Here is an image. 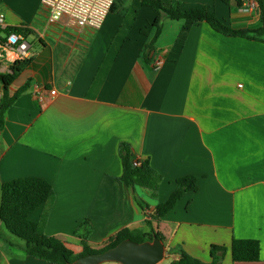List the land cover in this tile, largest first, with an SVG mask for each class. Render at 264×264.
<instances>
[{
	"label": "crops",
	"instance_id": "crops-1",
	"mask_svg": "<svg viewBox=\"0 0 264 264\" xmlns=\"http://www.w3.org/2000/svg\"><path fill=\"white\" fill-rule=\"evenodd\" d=\"M177 1L184 9L205 7L234 29L260 26L255 10L245 13L220 0ZM114 2L99 29L65 17L51 21L40 0L0 2L6 24L0 75L16 62L2 47L9 30L28 31L12 33L27 42L28 55L8 87L9 96L24 90L0 128V185L46 180L55 199L44 232L79 254V224L89 221L93 249L124 228L147 233V212L168 199L177 179L192 175L197 191L151 222L166 250L180 246L209 263V247L224 246L222 264H264V43L225 37L205 22L162 18L145 63L156 12L139 0ZM156 58L164 62L154 70ZM121 142L162 177L155 197L144 189L133 193L119 180ZM42 212L35 210L30 221ZM4 230L0 223V237ZM233 239L258 241L259 260L233 263ZM0 258L49 264L23 249Z\"/></svg>",
	"mask_w": 264,
	"mask_h": 264
},
{
	"label": "trees",
	"instance_id": "trees-1",
	"mask_svg": "<svg viewBox=\"0 0 264 264\" xmlns=\"http://www.w3.org/2000/svg\"><path fill=\"white\" fill-rule=\"evenodd\" d=\"M2 0H0L1 2ZM229 7L241 8V0H220ZM256 13L260 21L257 29H234L229 24L220 20L217 15L205 7L184 9L177 0H139L140 4L152 8L156 12V18L152 23L153 36L145 46L142 59L145 63L150 61V54L153 45L161 33L162 18L172 21H189L193 24L205 22L218 34L231 38H243L250 41L264 43V0H254ZM114 1L111 10L114 8ZM12 33H20L24 36L28 31L10 29ZM23 67V63L16 61L11 66V73L0 75V128L3 119L24 89L19 90L12 96L8 94V87L15 81ZM118 156L122 165V174L119 180L126 185L133 193L137 189H144L155 197L162 177L149 165L147 159L136 157L130 145L121 142L118 146ZM197 179L195 176H185L176 180V189L166 201L154 207L145 223L150 227L147 233L138 230L124 228L112 236L104 246L93 249L88 244V237L91 233L89 221L85 220L74 231L80 239L82 251L74 254L64 242L56 237L49 236L44 232L49 211L55 199L52 186L44 179L38 177H25L4 182L0 185V223L4 229L13 237L24 242L23 252L27 257L45 261L49 264H72L77 258L88 254L104 252L124 240H131L136 243L151 241L156 237L165 245L164 237L153 230L152 221H158L171 211L182 197L197 191ZM135 204L145 211L146 207L138 198L134 197ZM42 207L43 212L38 222H32L29 216L38 208ZM0 240H4L0 237ZM4 242H6L4 240ZM11 246V244H8ZM227 248L224 246L211 245L209 247V263H202L189 256L180 246L167 247L166 254L176 255L168 264H222ZM233 263L257 262L259 260V243L256 240L233 239L229 247Z\"/></svg>",
	"mask_w": 264,
	"mask_h": 264
},
{
	"label": "built area",
	"instance_id": "built-area-1",
	"mask_svg": "<svg viewBox=\"0 0 264 264\" xmlns=\"http://www.w3.org/2000/svg\"><path fill=\"white\" fill-rule=\"evenodd\" d=\"M114 0H40L41 7L48 13L50 20H57L62 17L67 18L77 27H90L99 29L106 16L111 11ZM242 12H251L256 10L254 0H244L241 6ZM5 15L0 12V29H5ZM2 47L14 61L24 60L28 55L27 42L17 34H9ZM162 58H156L152 61L154 70L163 65ZM54 95V91L50 92ZM1 101V92H0ZM147 212V216H150Z\"/></svg>",
	"mask_w": 264,
	"mask_h": 264
},
{
	"label": "water",
	"instance_id": "water-1",
	"mask_svg": "<svg viewBox=\"0 0 264 264\" xmlns=\"http://www.w3.org/2000/svg\"><path fill=\"white\" fill-rule=\"evenodd\" d=\"M165 255L164 244L153 237L142 243L124 240L104 252L81 256L72 264H160Z\"/></svg>",
	"mask_w": 264,
	"mask_h": 264
},
{
	"label": "rangeland",
	"instance_id": "rangeland-1",
	"mask_svg": "<svg viewBox=\"0 0 264 264\" xmlns=\"http://www.w3.org/2000/svg\"><path fill=\"white\" fill-rule=\"evenodd\" d=\"M29 0H24V4H26ZM5 32L1 31L0 32V37H4ZM146 216V215H145ZM147 217V216H146ZM149 217V216H148ZM2 239H4L6 242H2L0 245V252H3L5 254H12L15 256H19L22 253V249L24 246V242L16 237H13L9 233H7L4 230V234H1ZM8 244H11L9 246ZM170 261L169 260H163L160 264H168ZM4 260L3 258H0V264H3Z\"/></svg>",
	"mask_w": 264,
	"mask_h": 264
}]
</instances>
